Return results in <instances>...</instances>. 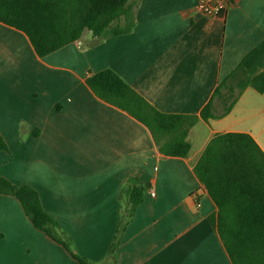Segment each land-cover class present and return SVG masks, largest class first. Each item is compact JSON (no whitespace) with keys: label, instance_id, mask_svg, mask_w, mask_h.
Instances as JSON below:
<instances>
[{"label":"crops","instance_id":"obj_1","mask_svg":"<svg viewBox=\"0 0 264 264\" xmlns=\"http://www.w3.org/2000/svg\"><path fill=\"white\" fill-rule=\"evenodd\" d=\"M128 4L131 32L99 39L86 30L44 58L0 22V133L8 146L0 175L36 190L61 237L91 264H232L194 165L216 134L247 133L264 152V92L248 87L229 114L200 119L182 158L161 154L150 130L97 97L86 79L109 69L158 111L199 115L264 40V0H240L222 16L202 14L199 0ZM125 23L123 16L111 27ZM131 182L148 187L129 217L123 192ZM0 264L79 262L33 226L15 197L0 194Z\"/></svg>","mask_w":264,"mask_h":264},{"label":"trees","instance_id":"obj_2","mask_svg":"<svg viewBox=\"0 0 264 264\" xmlns=\"http://www.w3.org/2000/svg\"><path fill=\"white\" fill-rule=\"evenodd\" d=\"M129 0H0V22L22 31L36 54L44 58L78 41L84 31L99 39L129 33L134 15ZM125 17L124 26L111 27ZM86 83L103 101L143 123L161 154L187 158L188 135L200 119L208 122L229 114L243 91L264 92V40L251 50L217 87L199 115L158 111L112 70L89 73ZM220 108V110H218ZM0 151L8 146L0 133ZM194 173L218 208L211 224L232 264H264V152L247 133L216 134L194 165ZM146 186L129 183L124 190L131 217L142 203ZM0 194L15 197L33 226L61 244L79 264H91L76 255L59 234L58 223L44 210L36 190L17 186L0 175ZM121 231L110 247L114 254Z\"/></svg>","mask_w":264,"mask_h":264},{"label":"built area","instance_id":"obj_3","mask_svg":"<svg viewBox=\"0 0 264 264\" xmlns=\"http://www.w3.org/2000/svg\"><path fill=\"white\" fill-rule=\"evenodd\" d=\"M240 0H199L198 10L204 15H224L229 6L238 3ZM151 196H155L153 191Z\"/></svg>","mask_w":264,"mask_h":264}]
</instances>
